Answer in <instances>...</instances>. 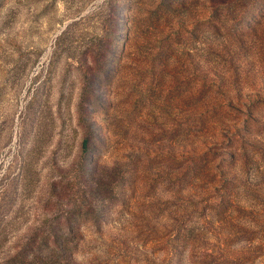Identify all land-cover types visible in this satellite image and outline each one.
I'll return each mask as SVG.
<instances>
[{
    "label": "rangeland",
    "instance_id": "1",
    "mask_svg": "<svg viewBox=\"0 0 264 264\" xmlns=\"http://www.w3.org/2000/svg\"><path fill=\"white\" fill-rule=\"evenodd\" d=\"M0 264H264V0H0Z\"/></svg>",
    "mask_w": 264,
    "mask_h": 264
}]
</instances>
